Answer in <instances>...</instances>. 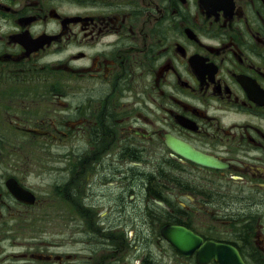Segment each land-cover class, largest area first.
I'll return each mask as SVG.
<instances>
[{
    "label": "flooded vegetation",
    "instance_id": "flooded-vegetation-1",
    "mask_svg": "<svg viewBox=\"0 0 264 264\" xmlns=\"http://www.w3.org/2000/svg\"><path fill=\"white\" fill-rule=\"evenodd\" d=\"M53 142L65 242L18 154ZM0 264H264V0H0Z\"/></svg>",
    "mask_w": 264,
    "mask_h": 264
},
{
    "label": "rangeland",
    "instance_id": "rangeland-1",
    "mask_svg": "<svg viewBox=\"0 0 264 264\" xmlns=\"http://www.w3.org/2000/svg\"><path fill=\"white\" fill-rule=\"evenodd\" d=\"M17 143L19 144L20 142ZM26 143L35 146L34 141ZM63 144L66 143L53 142L49 147L47 146L48 149L53 148V150L50 155H44L39 164L35 161L36 157L32 151L25 152L21 148H18L20 160L26 162L25 167L28 181L33 186H36V183L40 180L41 188H37V192L41 193L43 197L41 222L36 226L34 222H27V224L31 223V229H39L36 232L41 233L43 240L48 241L58 238L60 241L65 242L67 236H74V232L67 225L68 221L65 215L69 212L65 201L69 189L66 186V176L64 175H66L67 171L69 173V168L66 166L65 156H62L59 152H55L58 148L63 147ZM74 145L79 144L77 141H74ZM25 167L23 166L22 169ZM60 197H63V200L58 201V204L56 198ZM56 235L57 237L54 238Z\"/></svg>",
    "mask_w": 264,
    "mask_h": 264
},
{
    "label": "water",
    "instance_id": "water-1",
    "mask_svg": "<svg viewBox=\"0 0 264 264\" xmlns=\"http://www.w3.org/2000/svg\"><path fill=\"white\" fill-rule=\"evenodd\" d=\"M168 141L171 142V146L175 149V151L182 155L185 156L186 158L205 165V166H213L215 165V161L209 157H206L200 153L195 152L191 147H188L185 143L178 141L176 139L170 138ZM174 237L177 238V243L176 246L179 248V245L181 244L180 239L185 240L186 239V244L188 247L190 245H195L199 239L190 231L183 229V228H177L176 232L174 234ZM199 243V242H198ZM191 252H187V254H190ZM203 255H206V253H203ZM210 258L212 257V254L209 253Z\"/></svg>",
    "mask_w": 264,
    "mask_h": 264
},
{
    "label": "bare ground",
    "instance_id": "bare-ground-1",
    "mask_svg": "<svg viewBox=\"0 0 264 264\" xmlns=\"http://www.w3.org/2000/svg\"><path fill=\"white\" fill-rule=\"evenodd\" d=\"M167 143L171 146V142L170 141H167Z\"/></svg>",
    "mask_w": 264,
    "mask_h": 264
}]
</instances>
